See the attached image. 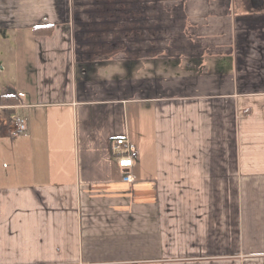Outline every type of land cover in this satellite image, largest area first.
<instances>
[{"label": "crops", "instance_id": "1", "mask_svg": "<svg viewBox=\"0 0 264 264\" xmlns=\"http://www.w3.org/2000/svg\"><path fill=\"white\" fill-rule=\"evenodd\" d=\"M0 264H264V0H0Z\"/></svg>", "mask_w": 264, "mask_h": 264}, {"label": "rangeland", "instance_id": "2", "mask_svg": "<svg viewBox=\"0 0 264 264\" xmlns=\"http://www.w3.org/2000/svg\"><path fill=\"white\" fill-rule=\"evenodd\" d=\"M125 22H126L125 19H123L122 21L119 22V24H115V22L112 23L113 25H111L110 23H107V24L104 23V25L101 26L103 29L106 27L104 29V31H103V34H101V33L98 34L97 33L101 37V39L99 37H98L99 39H97V38L96 39L90 38V39H86V40L84 39L83 40L84 42L82 43L84 45L83 46H79V54L80 55L85 54V50L86 51L87 50H90L89 47L96 48V47H102V46H104V49H105V47H107L106 46L107 45L106 42L111 41L109 38L116 36L118 33H120L118 36L112 38V43H116L118 46H124V45L127 46V44H128V46H131L132 43L129 42V40L126 37L123 38V36H122V35H124V32H126L125 29L127 28V25H126ZM165 25H167V24L156 23V21L154 23H151V28L150 29L152 31V37H153V35L154 36L160 35L159 32H162V31L165 32V30H166ZM117 27H118L117 30L114 29V28H117ZM120 30L122 32H119ZM137 31H138V35L140 37L143 38L145 36V37H148L147 39L149 40V38H150L149 32H147L145 30L139 31L138 29H136V32ZM114 32H115V35H114ZM144 32H145V34H143ZM191 32L192 31L190 30V33ZM140 37H138V39L135 38V40L137 42L135 44V47L137 45H141L140 42H139L140 41ZM152 42H155V41L153 40ZM110 47L112 48L114 46H110ZM115 47H117V46H115ZM137 52L138 51H132L131 53H137ZM106 54H108V53L105 52V53H102V54H99V55H104L105 56Z\"/></svg>", "mask_w": 264, "mask_h": 264}, {"label": "built area", "instance_id": "3", "mask_svg": "<svg viewBox=\"0 0 264 264\" xmlns=\"http://www.w3.org/2000/svg\"><path fill=\"white\" fill-rule=\"evenodd\" d=\"M14 129L13 135H19L25 132L27 128L26 119L20 115L16 114L14 116ZM114 152L116 154V159L118 165L124 169H131L137 163V149L134 145L126 138V137H119L115 140ZM130 175H126L125 178L128 179Z\"/></svg>", "mask_w": 264, "mask_h": 264}]
</instances>
